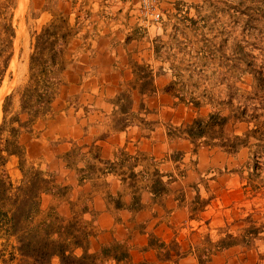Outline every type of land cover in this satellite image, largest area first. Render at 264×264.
Wrapping results in <instances>:
<instances>
[{"label": "crops", "instance_id": "0c3cea01", "mask_svg": "<svg viewBox=\"0 0 264 264\" xmlns=\"http://www.w3.org/2000/svg\"><path fill=\"white\" fill-rule=\"evenodd\" d=\"M183 1L162 5L175 12ZM133 3L112 6L108 16L98 0H77L69 13L68 26L76 32L67 44L61 85L50 111L22 135L26 158L57 186L68 187L64 195L40 197L38 220L83 222L79 227L89 234L85 245L95 264H264V189L241 176L244 157L256 147L250 142L228 154L202 144L194 151L185 134L168 130L212 110L227 111L211 102L177 103L172 93L185 84L174 79L182 70L173 56L161 54L171 25L164 20L144 28ZM131 62L150 66L155 92L133 90L132 111L143 102L147 113L115 128L114 99L134 80ZM252 125L258 128L256 122L230 120L225 130L243 136ZM10 161L16 175L17 159ZM158 175L162 192L155 191ZM227 236L237 244L222 247ZM72 253L80 257L84 250Z\"/></svg>", "mask_w": 264, "mask_h": 264}, {"label": "trees", "instance_id": "16d2710c", "mask_svg": "<svg viewBox=\"0 0 264 264\" xmlns=\"http://www.w3.org/2000/svg\"><path fill=\"white\" fill-rule=\"evenodd\" d=\"M14 7L0 4V87L13 56V42L15 30L12 24ZM69 34L60 33L52 21L44 26L39 33L32 36V51L29 55V76L27 82L17 86L5 98L1 107L0 121V239L5 241L0 249L1 264H52L54 258L59 264H95L94 258L88 254L86 243L88 233L80 228L77 221H68L54 217L50 222L38 220V200L43 194L64 195L68 187L55 184L51 175L39 169L26 158V150L22 135L31 130L34 122L51 108L56 92L61 85V74L66 67L63 57L64 47L68 43ZM62 45V46H60ZM134 80L124 88L114 99L116 111L111 115L115 128L126 127L132 123L134 117L146 114L144 103L138 105L137 113L132 111V91L138 89L141 95H152L154 89V73L149 65L131 62ZM226 81H228L226 79ZM171 92V86L166 88ZM17 97L19 110L9 115L13 99ZM183 103V96H174ZM195 107L200 104L190 101ZM225 106L227 115L218 110H212L206 117H196L181 128L167 126L175 135L185 134L195 148L200 145L217 146L228 154H236L240 149L248 147L250 140L254 147L264 145L262 135L250 130L243 136L226 134L225 127L233 120L242 122L246 119V110L233 109L232 98L227 102L218 103ZM26 118H23V117ZM143 123L144 118H140ZM259 120V119H257ZM255 119V121H257ZM152 125L153 122H145ZM259 131L264 129V122H256ZM261 134V133H260ZM17 159L16 175H11L7 165L10 158ZM260 187L264 189V183ZM163 183L158 177L155 180V191L162 192ZM201 205L206 202H201ZM133 205L139 206V197L134 199ZM202 207V206H201ZM248 233L256 235L255 229L249 228ZM12 239V241L8 240ZM232 236L221 240L220 245L228 248L237 242H229ZM248 240L241 242L244 244ZM10 251L5 254V249ZM73 248H81L84 253L76 257Z\"/></svg>", "mask_w": 264, "mask_h": 264}, {"label": "rangeland", "instance_id": "374dc122", "mask_svg": "<svg viewBox=\"0 0 264 264\" xmlns=\"http://www.w3.org/2000/svg\"><path fill=\"white\" fill-rule=\"evenodd\" d=\"M76 2L0 0V4L7 5L9 10L14 7L12 24L15 30L13 56L0 87V121L5 98L14 88L24 85L28 80L32 36L54 21L60 33L69 34V42L76 32L68 26L69 13L77 7ZM98 2L101 12L109 16L111 7L115 5L104 4L102 0ZM186 2L185 6L182 4V8L178 7L173 12L167 4L163 6L161 0L164 20H168L171 25V35L164 39L161 54L173 56L172 61L176 59L182 71L181 78L178 80L175 77L174 80L182 82L183 86L185 84V90L181 92L178 86L172 94L175 96L180 91L183 102H211L213 105L227 102L230 97L233 109L246 110L247 120L253 123L264 122V0ZM44 12L51 13L54 19H49L47 13L42 14ZM190 19L193 24L188 21ZM67 44L63 57L68 52ZM178 64L176 63L177 66ZM195 83L196 89L193 88ZM18 110V98L15 97L9 115ZM253 127L252 125V130L257 131V135H262L264 140V129L260 132ZM225 133L231 134L228 130ZM250 142L253 143L252 140ZM243 160L242 178L264 183V145L250 150L248 157ZM12 166L10 161L7 168L14 176ZM9 251L7 247L5 254Z\"/></svg>", "mask_w": 264, "mask_h": 264}, {"label": "built area", "instance_id": "2783aa9c", "mask_svg": "<svg viewBox=\"0 0 264 264\" xmlns=\"http://www.w3.org/2000/svg\"><path fill=\"white\" fill-rule=\"evenodd\" d=\"M104 4L118 5L134 2L139 23L148 28L160 24L164 20V12L161 9V0H102Z\"/></svg>", "mask_w": 264, "mask_h": 264}, {"label": "bare ground", "instance_id": "6f19581e", "mask_svg": "<svg viewBox=\"0 0 264 264\" xmlns=\"http://www.w3.org/2000/svg\"><path fill=\"white\" fill-rule=\"evenodd\" d=\"M0 102H1V93H0Z\"/></svg>", "mask_w": 264, "mask_h": 264}]
</instances>
